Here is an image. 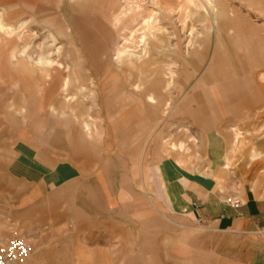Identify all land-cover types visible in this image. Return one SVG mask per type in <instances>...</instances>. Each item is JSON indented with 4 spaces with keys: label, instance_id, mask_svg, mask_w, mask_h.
Segmentation results:
<instances>
[{
    "label": "rangeland",
    "instance_id": "374dc122",
    "mask_svg": "<svg viewBox=\"0 0 264 264\" xmlns=\"http://www.w3.org/2000/svg\"><path fill=\"white\" fill-rule=\"evenodd\" d=\"M205 1L232 19L213 104L192 89L212 52L195 53L214 24L200 0H0V247L21 240L29 253L17 264L264 263V230L216 233L170 203L171 135L184 126L192 142L200 119L226 140L228 169L253 168L248 183L264 195V158L248 164L252 149L264 154V4ZM129 41L145 59L136 69L113 62ZM247 116L232 157L225 122ZM206 162L194 172L230 186Z\"/></svg>",
    "mask_w": 264,
    "mask_h": 264
},
{
    "label": "crops",
    "instance_id": "0c3cea01",
    "mask_svg": "<svg viewBox=\"0 0 264 264\" xmlns=\"http://www.w3.org/2000/svg\"><path fill=\"white\" fill-rule=\"evenodd\" d=\"M183 1V3L187 6V9L193 8L195 5L192 0ZM217 1L219 3V0ZM254 1L255 3H258L259 8L261 7V10H263L264 0ZM155 3L160 5V0H155ZM177 3L181 4L182 0H177ZM211 8L212 6L209 7L208 10L211 11ZM200 14L201 13H198V15ZM119 15L116 14V16H113L110 21H118L116 18H118ZM211 15H213L214 19L215 14L213 11H211ZM216 15L217 17L214 19L212 29L210 24L207 23L203 27V31L205 33L202 38L199 37L204 46L199 47L195 53L198 55L202 52L200 49L206 50L208 47L212 48V52L209 54V62L205 72L201 75L202 77L199 78L198 83L192 88L193 90L204 88V90H206L205 94L209 97L212 104L215 91L213 72L217 67L216 63L222 62V60L228 55L225 50L218 48V45H224L233 39L229 34L232 19L230 20L229 18L227 7L219 4ZM65 33L66 32H64V35ZM65 36H68L67 33ZM139 43H142V39L139 40ZM128 46H131V41L126 42L125 44L123 43L119 48H116L114 51L116 58L113 62L116 65L121 64L126 67L136 69L137 64L142 63L145 59L141 58L136 59L137 61H135L134 56L128 53ZM124 49L127 51H124ZM171 79V72H166L164 70V86L162 90L168 87L167 84ZM154 83L155 90H158L159 85L157 84V81L154 80ZM145 99L149 101L155 100L151 94L146 95ZM225 99L228 100L225 102L226 105H229V103H231L229 102V97L227 96ZM232 100L233 99H231V101ZM152 103H155V101ZM161 103L158 102L156 105L167 109L166 103L163 105ZM185 103L186 102L184 101V106H186ZM262 106L260 107L259 112L262 111ZM174 108L175 107H173V109ZM248 116H250V114H248ZM248 116L235 120L232 125L225 122V129L228 131L230 136L229 154L232 157L234 156L235 151L239 148L241 140V133L238 127L248 126V124H251L247 123L250 118ZM203 120L204 119H200L195 122L196 126H194L193 129L196 130V133L194 134L196 136L195 138L198 139L193 137L192 142L186 138V130L184 126L181 130L178 129L176 134L174 133L171 135L173 137L177 136L178 140L174 142V148H171L168 152H174L179 157L173 159L170 158V161H168L170 165L168 166L167 173L171 171L169 177H171V184L175 185V187L173 185L171 187L175 189L174 193L177 194L176 197H171L170 203L175 208H187V210L191 211L193 220L196 223L208 229H212L216 233H226L234 237L238 236L251 238L252 235L264 230V195L255 192V190H253L248 183L251 176L250 169L253 168H248L246 171L242 172L235 169H228L233 165L230 163V160L227 159L228 147L225 144L226 140L223 139L219 130H207L206 128H210V126L206 125ZM220 123L221 127H223V122ZM249 130L253 129L251 128ZM258 131L260 132V128ZM190 143L194 145V147L192 146L187 149L188 145L186 144L190 145ZM257 151L258 150L253 149L250 151L248 164H252L254 162L252 159L253 156L264 158V154ZM197 160L207 161L206 166H208V168L207 171H205V175H208L209 173H215V175H218L228 171L232 177L230 186H226L225 183H223L224 179L220 176H218L217 179H210L209 176H204L203 174L200 175L194 172L196 164L194 165L193 162ZM182 161H185L186 163L184 167L178 163ZM255 169L256 168H254V170ZM160 171L158 172L159 177L162 176ZM255 172H257V170ZM184 180L185 186L183 185ZM182 185L183 188H181ZM164 187L165 183L163 181V188ZM235 200L238 202L237 205L233 204ZM239 264L260 263L251 261L246 263L240 262Z\"/></svg>",
    "mask_w": 264,
    "mask_h": 264
},
{
    "label": "built area",
    "instance_id": "2783aa9c",
    "mask_svg": "<svg viewBox=\"0 0 264 264\" xmlns=\"http://www.w3.org/2000/svg\"><path fill=\"white\" fill-rule=\"evenodd\" d=\"M234 205L238 202L235 200ZM28 248L17 238L9 239L0 247V264H17L22 263L28 256Z\"/></svg>",
    "mask_w": 264,
    "mask_h": 264
},
{
    "label": "bare ground",
    "instance_id": "6f19581e",
    "mask_svg": "<svg viewBox=\"0 0 264 264\" xmlns=\"http://www.w3.org/2000/svg\"><path fill=\"white\" fill-rule=\"evenodd\" d=\"M203 4H204V6H205V10L208 12V3H206V1L205 0H200ZM212 9V8H211ZM212 11V10H211Z\"/></svg>",
    "mask_w": 264,
    "mask_h": 264
}]
</instances>
